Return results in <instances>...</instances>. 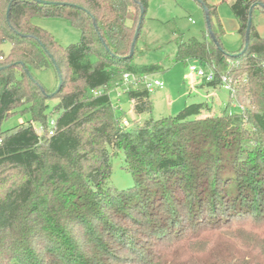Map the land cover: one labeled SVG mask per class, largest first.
Returning <instances> with one entry per match:
<instances>
[{
  "label": "trees",
  "instance_id": "16d2710c",
  "mask_svg": "<svg viewBox=\"0 0 264 264\" xmlns=\"http://www.w3.org/2000/svg\"><path fill=\"white\" fill-rule=\"evenodd\" d=\"M147 8L148 0H0V264H264V37L253 21L264 0H247L237 52L212 26L217 42L209 31L180 34L174 54L213 67L214 87L237 77L245 107L203 114L209 103H192L153 119L151 92L130 85L129 120L111 89L124 73L165 70L137 62ZM35 18L65 21L80 40L63 46ZM53 66L49 91L34 71ZM50 98L58 103L48 111ZM17 113L30 118L3 130ZM121 152L134 179L126 189L110 185Z\"/></svg>",
  "mask_w": 264,
  "mask_h": 264
},
{
  "label": "rangeland",
  "instance_id": "374dc122",
  "mask_svg": "<svg viewBox=\"0 0 264 264\" xmlns=\"http://www.w3.org/2000/svg\"><path fill=\"white\" fill-rule=\"evenodd\" d=\"M205 1L210 6L208 11L211 15V24L217 30L223 47L229 52H237L243 46L241 26L247 15V0ZM33 21L48 30L63 46L77 43L80 40V29L65 21L54 18H35ZM253 21L260 35L264 37V10L256 9ZM180 34L185 40L192 36L198 39L208 36L205 5L199 0H148L144 28L137 43L141 52L137 62L141 64L158 63L165 67L164 71L154 74V77L163 81L165 86L151 92L152 111L149 116L153 119H160L168 115H175L186 105L201 102H207L211 107L203 114L210 112L220 114L229 102L232 104L231 109L233 111L245 107L248 103L242 102L240 97L236 95V88L235 98L232 101L230 93L224 87L209 85L190 71L192 64L203 68L205 71L210 70L209 66L203 65L197 60L175 61L174 54ZM1 49L4 54H8L11 44L4 42ZM34 74L46 90L52 91L58 84L57 71L54 66L36 70ZM235 78L236 82L233 85H236L239 80L237 77ZM120 81L119 84L122 83ZM110 96L113 104L120 112L123 109L127 110L125 119L130 120L134 112L130 107V101L124 87L114 86L110 91ZM47 103L49 105L48 111H51L58 103V99L50 98ZM29 118L28 114L17 113L3 122L2 129L13 128L22 122H26ZM53 119H56V115ZM111 162L113 172L110 185L118 189L133 186L132 175L122 167L124 154L121 152Z\"/></svg>",
  "mask_w": 264,
  "mask_h": 264
},
{
  "label": "built area",
  "instance_id": "2783aa9c",
  "mask_svg": "<svg viewBox=\"0 0 264 264\" xmlns=\"http://www.w3.org/2000/svg\"><path fill=\"white\" fill-rule=\"evenodd\" d=\"M210 67V66H209ZM190 71L194 73L196 76L199 78H202L205 82H214L216 80V72L213 67H210L209 71H205L203 68L198 67L194 64L190 65ZM233 78L230 74H224L221 77V84L230 93V97L232 101L235 98V87L233 85ZM139 84H144L146 88L150 91L153 92L157 88H163L164 82L155 78L154 75L152 74H146V75H132L129 73H124L123 74V79L122 83L119 84L118 86H123L124 91H127L130 85H135L138 86ZM96 94L99 93L98 91H95ZM124 123H127L125 120ZM51 128L49 130V134L53 135L54 134V127H55V120H51L50 122ZM38 132H43V127L40 126L37 128Z\"/></svg>",
  "mask_w": 264,
  "mask_h": 264
},
{
  "label": "water",
  "instance_id": "95a60500",
  "mask_svg": "<svg viewBox=\"0 0 264 264\" xmlns=\"http://www.w3.org/2000/svg\"><path fill=\"white\" fill-rule=\"evenodd\" d=\"M205 10H206V20H207V26H208L209 34L211 35L213 40L215 42H217L216 38H215V35H214L213 31H212L211 15H210V13H209V11H208V9L206 7H205ZM251 25H252V18H249L248 25H247V30H246V40H245V48L244 49H246L248 44H249ZM133 53H134V44H133V47H132V50H131V55Z\"/></svg>",
  "mask_w": 264,
  "mask_h": 264
}]
</instances>
